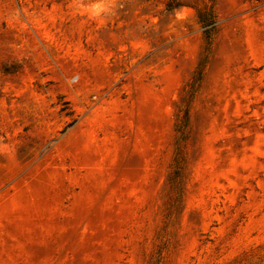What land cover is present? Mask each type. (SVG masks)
I'll use <instances>...</instances> for the list:
<instances>
[{"label": "rangeland", "instance_id": "374dc122", "mask_svg": "<svg viewBox=\"0 0 264 264\" xmlns=\"http://www.w3.org/2000/svg\"><path fill=\"white\" fill-rule=\"evenodd\" d=\"M165 1L0 0V264H264V0Z\"/></svg>", "mask_w": 264, "mask_h": 264}, {"label": "trees", "instance_id": "16d2710c", "mask_svg": "<svg viewBox=\"0 0 264 264\" xmlns=\"http://www.w3.org/2000/svg\"><path fill=\"white\" fill-rule=\"evenodd\" d=\"M192 1L194 3L196 0H192ZM214 3L215 0H204L203 4L200 6L191 4L192 6L195 7L197 21L200 25L201 33L207 49L210 48L213 42L214 34L217 29V17L214 9ZM164 5H165L164 8L170 11L173 8L179 7L181 5H185V3L180 2L179 0H166ZM201 74H202V62L197 67V71L194 78L196 80L200 79Z\"/></svg>", "mask_w": 264, "mask_h": 264}]
</instances>
